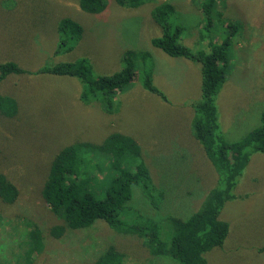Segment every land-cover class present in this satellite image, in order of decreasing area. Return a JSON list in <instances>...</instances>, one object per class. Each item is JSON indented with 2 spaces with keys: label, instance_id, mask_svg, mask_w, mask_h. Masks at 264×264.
<instances>
[{
  "label": "rangeland",
  "instance_id": "rangeland-1",
  "mask_svg": "<svg viewBox=\"0 0 264 264\" xmlns=\"http://www.w3.org/2000/svg\"><path fill=\"white\" fill-rule=\"evenodd\" d=\"M164 1L177 8L181 43L194 52H208L209 42L225 40L226 19L241 24L231 38L229 79L222 96L229 115L240 110L235 105L238 100L251 106L254 94L263 92L264 97V0H218L217 11H223L224 17L216 16L209 26L193 0H156L136 9L108 0L100 14L83 11L78 0H0V64L12 61L36 71L85 57L94 74L103 76L123 69L125 50L155 49L154 82L169 100L144 87L140 64L132 85L118 94V112L113 115L99 101L82 102L83 85L77 78L13 73L1 80L0 97L13 98L17 112L11 117L0 111V173L20 194L13 204L0 199V264H93L109 244L127 255L126 264H181L152 256L144 239L119 234L104 221L56 238L50 229L62 221L42 197L52 160L60 150L81 141L101 144L112 132L136 139L159 191L154 194L159 198L155 209L150 197L135 186L130 212L122 216L130 222L136 214L152 218L164 241L171 237L168 218H189L218 186L213 165L190 137V101L200 98V64L168 56L150 42L162 34L151 12ZM64 18L78 22L83 32L71 51L57 54L58 25ZM252 106L233 121L231 131L225 133L228 140H238L260 124L264 105L258 101ZM242 108L249 109L244 104ZM245 170L233 191L236 199L227 201L220 213L230 222L229 235L222 247L205 254L208 264H264V158L253 159ZM246 192L252 193L248 200ZM35 226L42 230L44 246L30 256L27 240Z\"/></svg>",
  "mask_w": 264,
  "mask_h": 264
},
{
  "label": "trees",
  "instance_id": "trees-1",
  "mask_svg": "<svg viewBox=\"0 0 264 264\" xmlns=\"http://www.w3.org/2000/svg\"><path fill=\"white\" fill-rule=\"evenodd\" d=\"M80 8L91 14H100L108 7V0H78ZM118 5L138 8L156 0H115ZM199 7L207 25L224 17L217 11L218 0H193ZM213 14H215L213 16ZM153 20L162 28L160 36L151 39V45L171 57L185 58L200 64V98L190 101L193 111L191 132L213 165L218 186L204 199L201 208L187 219L170 216L171 237L164 241L160 227L152 218L136 214L135 221L123 218L129 213L134 187L140 186L150 197L151 205L159 207V191L151 172L142 158L139 143L130 135L112 132L101 144L76 142L59 151L52 160L42 197L49 209L62 221L50 229L56 238L67 231L89 229L104 221L115 232L144 239L152 256L170 257L181 264H208L205 254L222 247L230 231V224L220 217L227 201L236 199L233 193L239 178L256 153L264 154V109L260 124L238 140H228L219 119L217 99L229 76L231 38L241 24L226 19L228 36L221 43L209 42L208 52L192 51L181 43L183 27L178 23L177 8L162 2L151 12ZM83 27L70 18L58 25L60 35L56 53L71 51L81 39ZM186 39H190L187 37ZM144 71V87L168 101L167 96L154 82L156 60L148 49H127L123 55V69L115 74L96 76L93 66L85 57L73 62H59L43 66L36 71L23 69L12 61L0 64V81L9 74H52L77 78L83 85L82 102L99 101L110 115L118 112V94L128 89L136 78V67ZM0 111L14 116L17 103L11 97H0ZM154 192V193H153ZM19 189L0 173V199L13 204L19 198ZM162 194V193H161ZM134 216V215H133ZM143 221V223H139ZM28 255L43 250L42 230L35 226L29 233ZM127 255L113 244L107 245L93 264H126Z\"/></svg>",
  "mask_w": 264,
  "mask_h": 264
},
{
  "label": "crops",
  "instance_id": "crops-1",
  "mask_svg": "<svg viewBox=\"0 0 264 264\" xmlns=\"http://www.w3.org/2000/svg\"><path fill=\"white\" fill-rule=\"evenodd\" d=\"M151 22V21H150ZM155 48V47H154ZM153 50V52H155L156 54H157V51L155 50V49H152ZM188 60V59H187ZM190 61V60H189ZM191 62H193V61H191ZM185 63V65L187 66V68L188 69H190L191 70V66H190V63L189 62H184ZM229 79V78H228ZM227 79V80H228ZM228 81H226L225 83H227ZM200 87H201V82H200ZM224 87V88H223ZM222 88H223V90H222V92H221V94H220V97H219V99H218V103H219V105H218V109H219V119H220V123H221V125H222V129H223V131H224V134L227 132V131H231V124L233 123V121L238 117V116H240V115H242V114H246V113H248V112H250L251 111V109L253 108V106L252 105H255V103H258V101H259V103H260V101H262V104L264 105V97H263V92H257V94H254L253 96H252V98H253V100H255L254 101V103L250 106L249 104H248V102H246V103H244L243 101H240V100H238L237 102H236V106H238V107H240V110H234L233 111V113L232 114H228V111H226L225 110V107L223 106V103H222V96H225V87H226V84H224V86H223ZM263 89H264V87H263ZM231 93V91H229L228 92V94H230ZM232 95H234V94H232ZM231 95V96H232ZM262 95V96H261ZM169 101V100H168ZM257 101V102H256ZM245 105L246 107H248L249 109L248 110H244L243 108V111H241V107H242V105ZM261 107H263V106H261ZM263 111V110H262ZM191 112H193L192 111V108H191ZM262 113V112H261ZM190 137L195 141V139H194V137H193V135H192V133H191V135H190ZM196 142V141H195ZM197 143V142H196ZM198 144V143H197ZM199 145V144H198ZM200 146V145H199ZM205 153V152H204ZM207 157V156H206ZM256 158H258V159H263L264 158V154H262V153H256V154H254L253 156H252V158H251V160H250V163H251V161L253 160V159H256ZM250 163H249V165H250ZM248 165V166H249ZM248 166H247V168H248ZM246 171V170H245ZM251 192H246L245 194H243L244 196H247V198H245V200H248L249 198H250V196H251ZM264 194V192H262L261 193V195H263ZM222 218V217H221ZM223 219V218H222ZM223 220H225V219H223ZM227 222H229L228 220H226ZM230 223V222H229Z\"/></svg>",
  "mask_w": 264,
  "mask_h": 264
}]
</instances>
